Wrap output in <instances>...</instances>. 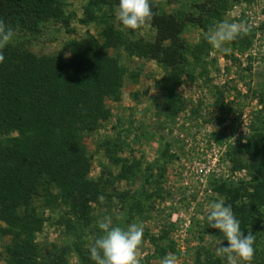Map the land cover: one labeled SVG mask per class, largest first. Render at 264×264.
Masks as SVG:
<instances>
[{"label": "trees", "instance_id": "trees-1", "mask_svg": "<svg viewBox=\"0 0 264 264\" xmlns=\"http://www.w3.org/2000/svg\"><path fill=\"white\" fill-rule=\"evenodd\" d=\"M225 3L226 0H212L201 6L204 16H190L187 21L206 30L209 19L220 21ZM118 4L119 0H87L81 23L87 24L93 18L92 10L100 7L113 10ZM152 11L155 15L149 25L154 30L151 41L129 39L109 24L99 38L89 35L71 40L68 58L62 52L37 55L23 45H7L2 50L5 60L0 63V236L10 239L5 246L6 264H67L70 253L76 255L79 264H95L90 258V246H85L82 240L83 230L92 222L91 204L98 202L115 181H129L140 166L137 161L120 158V144L107 139L102 144L104 155L119 170L115 175L107 171L112 178L109 180L104 171L97 180L88 178L90 158L84 138L110 118L106 102L121 99L125 75L119 62L121 52L131 58L154 61L164 69L155 83L162 94V102L155 106L159 118L175 119L184 110L178 88L184 77L191 78L186 72L187 46L181 38L184 22L158 12L153 2ZM73 15L67 12L64 0H0V20L34 37L49 22L70 33ZM245 38H237L231 44ZM211 48L203 40L192 50L194 59L208 55ZM223 103L221 98L215 101L221 113L225 111ZM258 104L260 110L249 121L248 136L239 139L238 150L229 152L233 168L246 170L249 180L239 184L222 181L212 187L225 199L226 206L232 205L244 234L250 230L257 234L251 264H264L259 256L264 231V101L259 100ZM168 151V145L161 147L146 170L148 177L158 164L175 159ZM159 170L161 178L165 168ZM144 181H148L147 177ZM141 193L124 191L116 195L124 211L123 219H115L114 224L126 227L133 223L134 214L142 216L141 200L150 196ZM36 199L47 207L61 205L67 209L64 223L74 239L46 256L40 253L35 240L44 225L34 204ZM200 234L227 246L224 235L208 227L207 218ZM165 239L166 232L150 236L155 247L153 257L159 260L168 253L176 254L173 245L158 244ZM200 250L195 253L196 264H226L211 251Z\"/></svg>", "mask_w": 264, "mask_h": 264}, {"label": "rangeland", "instance_id": "rangeland-1", "mask_svg": "<svg viewBox=\"0 0 264 264\" xmlns=\"http://www.w3.org/2000/svg\"><path fill=\"white\" fill-rule=\"evenodd\" d=\"M64 1L67 12L74 14L70 21V33L61 25L49 22L35 37L16 30L17 38L9 45H23L37 55L62 52L68 58L71 40L89 35L99 38L109 24L132 40L151 41L154 37L150 26L138 30L126 29L116 18L118 8L94 9L93 18L82 24L87 0ZM211 1L152 0L158 12L171 14L184 22L181 38L187 46L186 72L191 78L184 77L178 88L185 108L175 119L167 120L156 115L155 106L162 102V94L156 90L155 83L163 76L164 69L154 61L120 53L119 62L125 71L121 99L106 102L110 118L84 138L90 158L88 178L97 180L104 171L105 178L109 180L112 178L107 171L115 175L119 170L104 155L102 144L107 139L120 144V158L137 161L140 166L129 181H115L106 189L103 201L99 199L91 204L92 222L83 230L82 236L85 246H91L101 234L97 220L105 215H111L113 221L117 216L123 219L124 205L116 199V195L128 191L150 196L141 200L142 216L134 214L132 220L144 225L141 264H161L162 260L153 257L155 247L150 236L157 237L162 232L167 233L164 246H174L178 264H196L195 253L202 248L215 254L218 242L211 236L200 234L202 223L210 213L209 202L221 198L212 187L222 181L239 184L249 180L246 170L233 168L229 152L238 150L239 139L248 136L249 121L260 110L259 100L264 101V0H226L220 21L239 22L245 19L251 31L244 41L227 45L231 49L229 54L224 55L211 48L208 55L196 60L192 50L206 40L205 33L218 21L209 19L204 30L187 19L204 16L201 6L209 5ZM110 54L114 55V52ZM217 91L222 95H218ZM217 98L224 100L225 111L222 113L215 104ZM167 145L169 155L175 156V159L167 164H158L159 167L148 177V166L157 158L161 147ZM161 167L165 171L160 178ZM146 177L147 182L144 181ZM34 204L44 219L43 228L35 239L43 256L74 241L64 223L66 208L61 205L47 207L41 199H36ZM263 233L259 256L264 261ZM9 240L0 236V264H6L5 246ZM162 242L158 244L162 245ZM66 260L67 264H79L73 253L68 254Z\"/></svg>", "mask_w": 264, "mask_h": 264}, {"label": "clouds", "instance_id": "clouds-1", "mask_svg": "<svg viewBox=\"0 0 264 264\" xmlns=\"http://www.w3.org/2000/svg\"><path fill=\"white\" fill-rule=\"evenodd\" d=\"M152 0H119L117 20L126 29L138 30L149 26L154 18ZM251 31V26L245 19L239 22L228 20L218 21L205 33V39L211 47L223 54H229L231 49L228 44L243 38ZM16 30L0 20V63L5 56L3 49L15 42ZM103 201L104 197H99ZM210 213L207 215L208 227L218 229L227 240V246L222 241L216 248L215 255L226 261V264H251L256 248L254 247L257 234L248 231L247 235L241 230V221L234 214L231 204L225 205L223 197L209 202ZM121 217L117 216L116 220ZM96 225L101 234L95 238L90 246V258L95 264H141V246L144 236L142 222L130 223L126 227L114 224L111 215H105L97 220ZM166 241L162 245H166ZM161 264H178V257L168 253Z\"/></svg>", "mask_w": 264, "mask_h": 264}]
</instances>
